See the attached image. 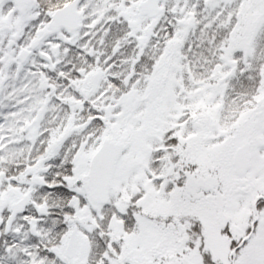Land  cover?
Wrapping results in <instances>:
<instances>
[{"label":"snow or ice","instance_id":"1","mask_svg":"<svg viewBox=\"0 0 264 264\" xmlns=\"http://www.w3.org/2000/svg\"><path fill=\"white\" fill-rule=\"evenodd\" d=\"M0 264H264V0H0Z\"/></svg>","mask_w":264,"mask_h":264}]
</instances>
